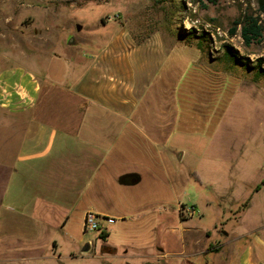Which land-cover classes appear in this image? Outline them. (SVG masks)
Instances as JSON below:
<instances>
[{
    "label": "rangeland",
    "instance_id": "374dc122",
    "mask_svg": "<svg viewBox=\"0 0 264 264\" xmlns=\"http://www.w3.org/2000/svg\"><path fill=\"white\" fill-rule=\"evenodd\" d=\"M247 15L263 27L250 44L242 35ZM0 16L9 26L0 36L24 45L31 56L24 61L40 74L42 64L50 66L56 78L70 80L69 65L88 34L104 32L107 42L122 29L129 42L158 46L141 105L161 116L169 103L171 125L156 136L140 126L137 146L120 140L122 151L106 162V193L89 197L114 218L109 237L85 232L84 210L75 211L60 246L63 256L70 249L75 256L57 263L138 264L157 254L158 264H236L246 237L264 235V185L255 191L264 178L258 0H0ZM42 30L58 36L39 60L32 53ZM124 172L141 182L120 185Z\"/></svg>",
    "mask_w": 264,
    "mask_h": 264
},
{
    "label": "crops",
    "instance_id": "0c3cea01",
    "mask_svg": "<svg viewBox=\"0 0 264 264\" xmlns=\"http://www.w3.org/2000/svg\"><path fill=\"white\" fill-rule=\"evenodd\" d=\"M57 36L42 30L33 57L46 58ZM80 41L85 47L67 80L45 64L40 74L24 61L31 57L24 45L0 36V264H60L75 256L60 252L63 232L75 211L96 210L89 197L106 193V162L122 151L120 140L137 146L140 126L156 136L171 125L169 103L165 116L141 105L158 46L129 42L122 29L107 42L104 32ZM116 179L125 186L142 180L128 172ZM142 257L138 264L159 263L157 254ZM236 264H264V235L246 237Z\"/></svg>",
    "mask_w": 264,
    "mask_h": 264
},
{
    "label": "trees",
    "instance_id": "16d2710c",
    "mask_svg": "<svg viewBox=\"0 0 264 264\" xmlns=\"http://www.w3.org/2000/svg\"><path fill=\"white\" fill-rule=\"evenodd\" d=\"M258 3L260 5L261 12L264 13V0H258ZM242 23V21L235 20V25H238ZM236 26L231 29V33H235ZM262 31L263 27L259 23V18L254 17L252 15H247L246 18L243 20V26H242V35L246 41V43L250 44L254 40L259 41L262 37ZM264 185V178L261 180L260 183H258L255 187V191H258L262 188ZM101 238L106 240L109 236V232H101L100 233Z\"/></svg>",
    "mask_w": 264,
    "mask_h": 264
},
{
    "label": "built area",
    "instance_id": "2783aa9c",
    "mask_svg": "<svg viewBox=\"0 0 264 264\" xmlns=\"http://www.w3.org/2000/svg\"><path fill=\"white\" fill-rule=\"evenodd\" d=\"M113 222V217L90 209L86 211L84 216V231H94L99 234L103 231L109 232V226Z\"/></svg>",
    "mask_w": 264,
    "mask_h": 264
},
{
    "label": "water",
    "instance_id": "95a60500",
    "mask_svg": "<svg viewBox=\"0 0 264 264\" xmlns=\"http://www.w3.org/2000/svg\"><path fill=\"white\" fill-rule=\"evenodd\" d=\"M0 28L1 29H7L9 28L8 24L6 23L5 19H3L1 16H0ZM71 42H74V39L71 40ZM123 181V179H122ZM90 247V244H87V246L85 247V251H87Z\"/></svg>",
    "mask_w": 264,
    "mask_h": 264
}]
</instances>
